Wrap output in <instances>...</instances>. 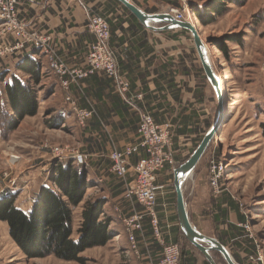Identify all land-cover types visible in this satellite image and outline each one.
<instances>
[{
	"label": "crops",
	"instance_id": "obj_1",
	"mask_svg": "<svg viewBox=\"0 0 264 264\" xmlns=\"http://www.w3.org/2000/svg\"><path fill=\"white\" fill-rule=\"evenodd\" d=\"M130 1L147 13L169 12L171 7H178L177 0ZM17 12L27 28L46 32L51 36L54 54L68 68L83 66L88 47L94 40L93 35L86 29L89 17L102 16L108 22V43L114 53L117 76L127 80L128 90L121 92L116 78L102 73L90 74L71 82L68 94L77 108L90 112L85 125L80 127L75 122L74 113L64 102L65 92L59 80L46 70V58L37 50L35 53L30 51L26 54H33L32 57L41 64L38 82L39 107L42 114L47 112L46 118L55 116L56 122L60 123L61 134H52L48 125L50 121H45L46 118L43 119L41 114L24 117L11 135L24 131L28 136L40 130L43 141H49L52 136L57 138L58 143L72 139L78 146V166L86 170L85 198H91L84 201L98 197L105 200L103 216L110 219L113 234L120 237L117 239L125 238L121 225L122 216L134 212L144 213L143 206L134 198L125 195L127 186L135 178L134 165L143 152L139 151L127 158V172L123 178L117 177L111 171L109 154L137 143V127L142 113L150 114L157 124L169 125L171 138L167 151L173 156L175 164L164 167L155 175L154 184L158 189L153 209L158 234L153 232L150 219L144 214L142 231L136 236L139 250L137 256H140V260L131 263L156 264L160 255V240L176 243L181 240L173 170L188 158L199 143L211 126L217 108L214 91L205 76L196 50L195 56L194 45L188 44L186 40L185 48L179 49L186 30L149 29L139 23L135 16L132 17L119 1L116 3L114 0H18ZM163 25L165 24L158 23L155 26ZM24 55H12L9 62H5L3 68H0V72H7L3 78V86L11 75L22 80L28 78L15 68ZM5 97L4 93V99ZM32 142L38 146L34 139ZM30 152V162L21 163L15 171L17 173L29 168L18 177L27 185L32 183L37 188L33 195L27 198L25 196L20 203L17 202L16 207L23 211L29 210L39 188L47 185L44 179H39L46 166L43 164L44 160H34L35 152ZM39 154L46 156L49 151L42 150ZM198 170L199 162L191 176L184 181V196L189 188V193L194 197V191L204 184L205 178L202 180L199 177ZM223 191L214 202V207L210 208L217 229L216 239L226 247L237 264H247L248 257L257 251L256 240L244 229L246 217L240 212L238 205L230 194ZM205 261L207 260L196 258L180 260L179 264H205ZM214 261L220 264L217 260Z\"/></svg>",
	"mask_w": 264,
	"mask_h": 264
},
{
	"label": "rangeland",
	"instance_id": "obj_2",
	"mask_svg": "<svg viewBox=\"0 0 264 264\" xmlns=\"http://www.w3.org/2000/svg\"><path fill=\"white\" fill-rule=\"evenodd\" d=\"M177 1L178 7H171L168 11L174 9L180 12L184 20L190 21L196 28L200 39L206 45L213 70L221 77L225 96V112L221 128L199 161V177L202 180L205 178V182L202 187L194 191V197L189 193V188L185 191L184 200L189 220L201 233L206 232L209 234L207 236L216 238L217 229L210 208L214 207L218 195L224 190L223 192L231 195L240 212L246 217L244 229L252 239L256 240L257 251L248 257L247 264H264V137L260 127V123L264 121V0H229L219 3L220 13L210 15L214 17L212 21H208L209 15H204L206 22L204 24H201L192 13L194 8L204 7L210 0ZM190 13L192 16L189 15ZM3 35L6 36V40L3 43L0 39V45L3 43V47L9 48L12 43L10 33L5 32ZM182 40L179 49L185 48L186 40L188 44H193L188 31H185ZM12 55L14 52L9 50L0 55V68H3L5 62H9ZM195 56H197L196 52ZM1 72L6 73V71ZM227 75L229 79L224 81ZM3 80L0 78V103L6 99V97L4 99ZM24 80L34 87L38 96L40 90L38 84L29 81L27 77ZM5 109L10 110L8 105H5ZM41 114L38 101L37 112L31 117ZM45 114L47 112L42 114L43 119L46 118ZM45 121H50L48 125L52 129V134L55 136L61 134L60 123L56 122L54 115L47 117ZM12 132L13 130L5 137L0 135V191L2 193L6 189L5 191L15 192L16 206L25 196L27 198L33 195L36 188L34 184L27 185L18 177L29 168L24 167L26 170L15 173L21 163L30 162L31 150L35 152L34 160L38 162L44 160L43 164L46 166L39 179H44L47 185L51 184L48 176L55 162L67 160L72 162L79 152L78 146L72 139L58 143L57 138L53 136L49 141L47 139L43 141L40 130L28 136L24 131L13 136ZM33 139L38 146L33 145ZM55 147L73 157L59 160L57 152L53 150ZM42 150H48L49 154L40 155L39 152ZM211 158L225 164L221 189L218 193L214 192L207 182V166ZM72 165L77 166L73 162ZM86 191L87 189L83 200L73 208V236L79 225L84 200L91 198L90 196L85 198ZM141 214H145V211ZM126 216L129 214L124 217ZM121 225L123 229L122 219ZM117 236L113 234L112 239L106 244L90 247L79 253L82 258L80 261L63 260L54 255L29 257L10 237L6 223L0 221V264H131L134 260H140V256H137L139 250L137 254L133 253L126 237L117 239L120 238ZM177 243L180 249L189 250L198 260L204 259L199 251L184 239ZM211 255L220 264H226L216 251H212Z\"/></svg>",
	"mask_w": 264,
	"mask_h": 264
},
{
	"label": "trees",
	"instance_id": "obj_3",
	"mask_svg": "<svg viewBox=\"0 0 264 264\" xmlns=\"http://www.w3.org/2000/svg\"><path fill=\"white\" fill-rule=\"evenodd\" d=\"M225 1L229 0H210L206 6L194 8L192 14L201 24L206 23L204 15H209L208 21H212L214 17L210 15L219 14L221 7L218 4ZM32 51L35 53L36 50ZM32 55L22 56L15 68L26 74L29 81L38 84L41 64ZM6 74L0 72V78L3 79ZM3 89L7 101L6 104L0 103V135L5 137L25 116L37 112L38 96L31 84L14 75L6 81ZM5 105L10 110L5 109ZM260 127L264 137V121ZM48 181L51 184L40 187L27 211L14 205L15 192L0 193V221L6 223L8 234L27 256L54 255L63 260L80 261L82 258L79 253L90 247L104 245L112 239L110 219L103 216L105 200L101 197L83 203L79 225L73 236V208L83 200L87 189L84 168L74 166L68 160L56 161ZM180 238L187 241L182 233ZM180 260H196V256L189 250L180 249ZM205 264L208 262L205 261Z\"/></svg>",
	"mask_w": 264,
	"mask_h": 264
},
{
	"label": "built area",
	"instance_id": "obj_4",
	"mask_svg": "<svg viewBox=\"0 0 264 264\" xmlns=\"http://www.w3.org/2000/svg\"><path fill=\"white\" fill-rule=\"evenodd\" d=\"M18 0H0V39L4 43L5 32L10 33L12 43L10 47L0 45V55L4 51L17 53H28L37 50L46 58V70L57 77L62 90L65 92L64 102L74 113L75 122L78 126L85 125L90 112L77 108L74 100L68 94L69 84L80 78L94 73H102L108 77H115L121 92L128 90L127 80L117 76L114 53L109 46V25L107 20L98 15H92L86 22V29L93 35L94 40L90 43L84 58L83 66L80 68H68L64 61L54 54L51 47V36L46 32L27 28L19 19L17 12ZM170 13L177 20H184L180 12L174 9ZM190 15V14H189ZM188 15V16H189ZM139 139L136 144L125 146L119 151L109 154L112 162L111 171L119 178H123L127 172V158L139 151L143 152L134 165V181L127 186L125 195L132 197L138 204L144 207L145 215L150 219L153 232L157 235V219L154 205L157 198L155 186V175L166 166L175 164L173 156L167 151L170 143L171 130L168 124H157L148 113H142L137 127ZM59 160L67 159L69 156L63 150L55 147ZM77 166L79 160H72ZM225 164L215 158H211L207 166V182L214 192H219L223 178ZM19 188V187H18ZM17 188V189H18ZM123 231L127 242L133 253L137 254L136 236L142 231L144 214L134 212L129 216L122 217ZM246 227V226H245ZM160 255L156 264H179L180 247L176 242L166 240L159 241Z\"/></svg>",
	"mask_w": 264,
	"mask_h": 264
},
{
	"label": "water",
	"instance_id": "obj_5",
	"mask_svg": "<svg viewBox=\"0 0 264 264\" xmlns=\"http://www.w3.org/2000/svg\"><path fill=\"white\" fill-rule=\"evenodd\" d=\"M143 26L152 30H164L169 28H181L188 31L197 52L199 61L205 76L211 85L216 101V115L211 126L204 133L203 137L192 150L186 160L173 170V185L176 195V212L180 231L184 238L192 244L207 260L209 264H216L211 252H218L226 264H237L226 247L216 238L201 233L189 220L186 204L183 195L184 181L191 176L193 169L201 159L211 141L217 136L222 124L225 112V96L221 87V77H219L209 60L208 51L205 43L200 39V35L193 24L188 20H177L170 12L147 13L137 7L130 0H118ZM158 23L165 25L156 27Z\"/></svg>",
	"mask_w": 264,
	"mask_h": 264
},
{
	"label": "bare ground",
	"instance_id": "obj_6",
	"mask_svg": "<svg viewBox=\"0 0 264 264\" xmlns=\"http://www.w3.org/2000/svg\"><path fill=\"white\" fill-rule=\"evenodd\" d=\"M190 16H192V14L190 13ZM229 78H228V75L225 77L224 81H227ZM222 87V86H221Z\"/></svg>",
	"mask_w": 264,
	"mask_h": 264
}]
</instances>
